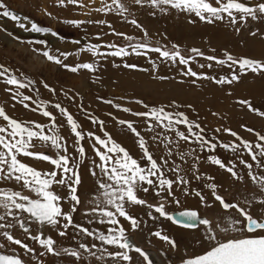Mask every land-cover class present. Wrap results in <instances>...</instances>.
Here are the masks:
<instances>
[{
    "label": "snow or ice",
    "instance_id": "1",
    "mask_svg": "<svg viewBox=\"0 0 264 264\" xmlns=\"http://www.w3.org/2000/svg\"><path fill=\"white\" fill-rule=\"evenodd\" d=\"M131 3L165 14L176 10L209 24L227 22L237 33L249 20L264 21V0H214V3L212 0H131ZM52 6L60 9L71 7L79 10L77 14L89 17L93 13L115 15L139 29L142 39L117 32L104 19H65L61 22L76 28L84 24L106 25L111 31L97 34L96 40H101L102 35H113L128 43L126 46L112 42L82 44L81 39H75L70 41L79 46L74 52L57 49L53 54L44 39L21 40L7 29L0 28V31L7 32L20 43L43 46L33 47L32 51L73 74L82 70L95 74L101 61L109 57L123 60L132 55L147 57L149 53H157L161 63L183 66L180 75L192 78L191 83L197 87L200 86L198 81L231 86L249 74L264 78V58L236 57L227 51L223 53V58H219L205 55L195 47L189 50L192 55L186 57L175 44L172 50L160 45L152 46L147 30L135 18L127 19L125 14L129 12V7L122 0H99V6L97 0H53ZM42 11L44 15L56 18L46 8ZM150 15H155V12ZM0 18L14 22L25 33L50 34L64 42V38L53 29L18 15L5 0H0ZM189 22L196 21L189 19ZM251 35L257 33L252 32ZM82 39H87V36ZM102 48L107 51H101ZM82 53L90 54L92 61L65 62L73 55L79 58ZM197 57L209 62L200 63L198 66L201 69H213L215 65L221 71H229L223 75L197 72L191 67ZM149 63L155 71L158 67L156 62L149 59ZM122 66L137 69V65L126 62ZM156 79L167 77L157 76ZM91 82L100 83V77L94 76ZM41 83L48 93L57 96L55 88ZM179 83H184V80ZM0 84L4 85V92L14 102L13 108L19 105L46 121L20 120L10 116L5 107L0 106V182H3L0 183V250L12 253L0 251V264H46L50 256L67 257L68 264H135L133 253L142 258V264H153L149 254L134 245L128 236L129 231L136 232L142 228L143 221L132 214L138 207L147 209L146 215L152 221L163 218L199 233L195 243L200 251L193 250L191 255L185 252L180 256V264H264V133L245 124H241L240 128L254 136V140L246 139L223 125L209 130L201 125L199 119L193 120L180 111L183 105L175 100L166 105H149L142 99L124 96L104 99L98 96L97 100L103 104L136 118L125 119L113 112L106 113L115 125L134 137L137 149V156L134 157L106 130V121L89 112L82 104H77V108L91 125L98 126L100 134L84 130L58 100L54 102L41 98L35 80L23 73L17 75L3 64H0ZM24 90L31 95L25 94ZM69 91L61 89L67 100L75 101L79 93L70 95ZM226 95L233 97V92L229 90ZM117 100L135 104L144 110H134ZM232 104L237 110H246L264 120V109L255 107L250 98H233ZM49 108L54 109L55 114ZM187 108L195 111L191 104ZM211 114L226 119V115L219 112ZM65 129L68 136L62 134ZM218 134H225L231 139L225 142ZM85 143L91 149V155ZM36 147L50 149L52 154L33 151ZM218 148L230 155L227 162L216 154ZM28 158L46 162L49 168L37 169L26 162ZM86 162L94 187L86 193L88 207L82 213L84 223H79L74 216L84 203L80 193L83 185L80 169ZM202 165L215 167L227 174L233 186L242 185L248 189L249 185H255L256 188L250 190V196L243 195L236 188L233 198L226 200L220 192L228 189L216 182V176L201 171ZM141 194H151L156 202L150 203ZM189 197L198 199V209L167 211L171 205L180 208L181 198L186 201ZM199 209L211 212L212 217L202 216ZM51 231L60 238L73 241L75 246L58 247ZM20 233L23 238H20ZM149 234L166 244L169 251L179 254V245L162 230H149ZM27 241L33 244L30 246Z\"/></svg>",
    "mask_w": 264,
    "mask_h": 264
},
{
    "label": "rangeland",
    "instance_id": "2",
    "mask_svg": "<svg viewBox=\"0 0 264 264\" xmlns=\"http://www.w3.org/2000/svg\"><path fill=\"white\" fill-rule=\"evenodd\" d=\"M8 3L11 10L15 11L18 15L27 16L37 24L43 27H49L56 31L61 37L64 38V42L52 37L50 34L41 35L37 33H25L23 30L17 28L15 23L7 20L6 18H0V28L7 29L8 32H12L14 36H19L21 40H34L44 39L48 42L49 48L53 54H56V50L59 49L62 52H74L79 46L70 43L71 40L81 39V43H116L120 46H126L127 41L123 38L113 35H102L101 40H96L97 34L108 33L111 31L106 25L96 24H84L80 28L73 27L62 23L65 19H80V20H107L117 32H123L127 35L134 36L138 39H142V33L139 29L134 28L130 24L124 23L121 18L115 15L109 14L104 16L103 14L93 13L90 17L77 14L79 10H73L71 7L68 9L56 8L53 5V0H5ZM87 2V0H85ZM129 12L126 13L128 20L135 18L144 29L147 30L150 37V43L152 46H164L168 50H172V45L179 46V50L184 56L192 55L190 49L195 47L200 49L205 55H215L219 58H223L225 51L233 54L236 57L247 56L256 59L264 58V21H251L249 20L247 25L241 27L239 33L235 32L233 27H230L227 22H214L212 24L199 21L198 18L192 16L189 17L186 13H180L176 10H169L166 14L159 12V10L152 9L151 7L144 6L139 7L131 3V0H122ZM214 3V0H212ZM97 6H99V0H97ZM46 8L51 12L55 19L50 18L43 14L42 9ZM155 12V15L150 13ZM189 19H193L196 22L190 23ZM252 32H256L257 35H251ZM87 36V39H82ZM42 48L41 45H29L26 43H20L7 35V32L0 31V64H3L11 68L17 75L23 73L28 78L36 81V87L39 89L40 96L45 100L59 101L64 107L74 115V117L82 124L84 130L98 131V126L91 125L87 120L85 114L77 108V104H82L85 109L94 115L104 119L106 121V130L111 133L113 138L120 142L130 153L135 157L137 156V149L134 144V137L123 131L119 126L115 125V122L106 115L108 112H113L114 115L125 119H136L128 114H124L112 109L109 105L103 104L97 97L104 99H115L117 97H128L135 99H142L149 105H166L172 100L183 105L179 110L184 111L191 119H199L202 126L211 130L223 125L224 127H230L237 131L241 136L249 140H254L255 137L251 134L244 132L241 128V124H245L249 127L255 128L257 131L264 133V120L256 117L253 114L247 113V111L237 110L233 104V98L251 99L255 107L264 109V78L255 77L252 74L242 77L239 83H235L231 86H218L209 81H198L199 87L191 83L192 78L182 77L180 71L183 66H173L170 62L161 63L157 53H149L147 57H138L135 55L125 57L123 60L119 58L109 57L105 61H101L99 71L95 74L88 73L85 70L80 71L78 74H73L65 69L47 62L42 56L37 55L32 51V48ZM215 50V51H213ZM101 51H107V49H101ZM30 57L38 58L34 59L33 64L30 61ZM43 59V61H42ZM149 59L156 62L158 67L155 71L152 68V64L149 63ZM38 61L42 64L39 65ZM92 57L90 54L82 53L79 58L75 55L70 56L66 63L74 64L77 62H91ZM135 64L137 69L124 68L123 63ZM200 63H209L202 58L197 57L196 62L191 64L193 70L197 72H207L210 75L219 73L221 75L227 73L229 70L224 69L221 71L214 65L213 69H201ZM117 66H113V65ZM138 69H147V71H140ZM94 76L100 77V83L93 84L91 81ZM157 76L167 77V79H156ZM180 80H184V83H179ZM45 82L57 91V96H52L43 88ZM4 85L0 84V106H4L7 113L20 120H36L37 122L45 123L46 121L38 114H34L30 111L23 109L21 106L16 105L12 107L13 101L10 99V95L5 93ZM61 89L69 91L70 95L79 93V96L75 101L67 100L61 93ZM223 89V90H222ZM233 92V97L226 95L227 91ZM25 94L31 95L27 90H24ZM118 103H123L125 106L132 107L134 110L143 111L144 109L135 105L125 103L124 101L117 100ZM191 104L195 111L187 108V105ZM49 111L55 110L49 108ZM212 112H219L221 115H226V119H219L213 116ZM60 121L58 120V123ZM138 130H140L138 128ZM62 134L68 136L67 130H62ZM219 138L225 142L231 138L225 134H218ZM85 147L88 148L85 143ZM36 152L44 151L45 154L51 155L50 149H44L36 147L32 149ZM89 155H91V149L88 148ZM218 155L227 162L230 155L224 153L221 149H217ZM247 159V157H245ZM37 169L47 170L49 165L46 162H38L34 160H26ZM87 164L81 167L80 173L83 179V185L80 188L81 199L84 203L80 206L74 219L76 222L84 223L82 220V213L88 207V196L86 193L92 191L94 187V180L87 171ZM201 171H207L209 174L216 176V182L222 184L228 191H221L220 194L225 197L226 200H231L236 188L241 190L243 195L250 196V190H255V185H249L248 189H245L242 185H234L228 179L227 174L218 170L215 167H209L208 165H202ZM258 171V170H257ZM196 186V183H193ZM27 195L28 193L25 192ZM150 203L156 201L152 198L151 194L144 196ZM239 199V197H237ZM264 198V197H262ZM182 199V205L177 208L175 205H171L167 208L170 213L183 210L184 208L198 209V199L189 197ZM67 208V205H65ZM202 216L208 215L212 217L211 212H205L203 209H199ZM147 209L136 208L132 211L133 215H137L142 221V228L139 231H129L128 235H132L137 238V233L144 232V235L140 238L142 247H152V236L149 234V230H162L164 234L174 236L172 237L176 243H180L187 250H183L182 255L187 252L191 255L193 250L199 252L200 248L195 243L199 236V233L195 230H189L185 228L177 227L171 221L164 220L163 218L156 221L148 219L146 215ZM158 215V214H157ZM88 226V225H85ZM125 228H128L127 223L124 224ZM92 227V226H89ZM99 227V226H95ZM50 231V230H49ZM48 231V232H49ZM47 232V231H46ZM54 238H57L58 243L61 239L55 235V232L51 231ZM71 235V232H70ZM20 238H23V234L20 233ZM140 240V241H141ZM30 246L33 244L31 241H27ZM157 244L156 242H153ZM59 246H75L73 241L64 239L59 243ZM17 247V246H12ZM38 248V245L36 246ZM4 252H10L8 250H0ZM19 251V249H18ZM99 254V253H98ZM167 255V254H166ZM135 258L139 259L136 255ZM28 259V257H26ZM67 257L57 258L48 257L46 264H68ZM167 264H175L180 261V258L173 255L166 257ZM35 264V262H32ZM141 264V263H138Z\"/></svg>",
    "mask_w": 264,
    "mask_h": 264
},
{
    "label": "crops",
    "instance_id": "3",
    "mask_svg": "<svg viewBox=\"0 0 264 264\" xmlns=\"http://www.w3.org/2000/svg\"><path fill=\"white\" fill-rule=\"evenodd\" d=\"M29 160H30V158H28ZM32 160V159H31ZM30 165H32V162H31V164ZM33 166V165H32ZM0 183H3V182H0ZM177 227H180V226H177ZM182 228V227H181ZM46 231L48 232L49 230L48 229H46ZM52 232H54V231H52ZM144 235V232H143V230H142V233L140 234V237H139V233H137V238H135V237H133L132 235H128L129 237H131L133 240H134V242L139 246V247H141V248H143L144 250H149V251H152L161 261H162V264H167V260L168 259H166L165 260V258L166 257H169V256H173V255H175V256H177V257H179L180 258V256H182V248H183V250H187V248L186 247H184L183 245H181L180 243H178V245H179V254L178 253H176V252H173V251H169V249H168V246L166 245V244H164L163 242H161V241H159L158 239H156V238H151V241H152V247H150V248H144V247H142V245H140V244H142L141 242H143L140 238L142 237ZM170 237L172 238V237H174V236H171L170 235ZM56 240H57V238H56ZM64 239H61V241L60 242H62ZM141 240V241H140ZM59 242V243H60ZM153 242H156L157 244H154ZM59 243H58V245H59ZM6 254H12L11 252H5ZM167 254V255H166ZM133 256H134V258H135V256L137 255V254H135V253H133L132 254ZM138 256V255H137ZM139 258V257H138ZM25 259H26V257H25ZM180 262V261H179ZM138 263H141L142 264V258H139V259H137V258H135V264H138ZM176 263H178V262H176ZM175 263V264H176Z\"/></svg>",
    "mask_w": 264,
    "mask_h": 264
},
{
    "label": "bare ground",
    "instance_id": "4",
    "mask_svg": "<svg viewBox=\"0 0 264 264\" xmlns=\"http://www.w3.org/2000/svg\"><path fill=\"white\" fill-rule=\"evenodd\" d=\"M34 59L39 60L38 58L30 57V61L32 62V64H33ZM42 61H43V59H42ZM38 64L42 65L39 61H38ZM45 231H46V229H45ZM129 239L134 245L138 246L131 237H129ZM145 251L149 254L150 258L153 261V264H162V261L152 251H149V250H145Z\"/></svg>",
    "mask_w": 264,
    "mask_h": 264
},
{
    "label": "water",
    "instance_id": "5",
    "mask_svg": "<svg viewBox=\"0 0 264 264\" xmlns=\"http://www.w3.org/2000/svg\"><path fill=\"white\" fill-rule=\"evenodd\" d=\"M176 264H180V262L179 263H176Z\"/></svg>",
    "mask_w": 264,
    "mask_h": 264
}]
</instances>
